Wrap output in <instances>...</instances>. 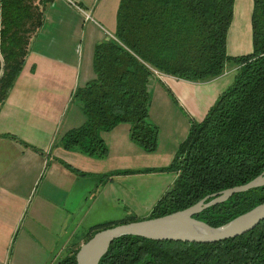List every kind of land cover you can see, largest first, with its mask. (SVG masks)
<instances>
[{
	"label": "trees",
	"instance_id": "1",
	"mask_svg": "<svg viewBox=\"0 0 264 264\" xmlns=\"http://www.w3.org/2000/svg\"><path fill=\"white\" fill-rule=\"evenodd\" d=\"M53 0H0V107L26 60L31 38ZM250 54L231 56L227 36L235 0H120L116 38L96 45L95 77L74 99L85 121L57 138L64 148L103 157L102 131L131 124V136L155 150L159 129L150 119L154 71L194 82L221 76L228 63L238 70L200 121L193 119L170 165L177 177L143 218L96 226L88 234L173 213L214 194L243 185L264 172V0H254ZM264 202V186L233 194L194 217L222 225ZM93 232V233H92ZM72 249L57 264H78ZM99 264H264V220L245 234L215 243L122 236Z\"/></svg>",
	"mask_w": 264,
	"mask_h": 264
},
{
	"label": "crops",
	"instance_id": "2",
	"mask_svg": "<svg viewBox=\"0 0 264 264\" xmlns=\"http://www.w3.org/2000/svg\"><path fill=\"white\" fill-rule=\"evenodd\" d=\"M76 2L90 18L67 0L47 5L23 68L0 107V264L59 261L104 223L97 218L102 207L117 206L122 196V180L107 178L113 170L108 171L103 160L57 142L61 134L84 123L74 93L95 77V47L114 36L117 28L120 0ZM254 6V0H235L227 36L231 56L254 50ZM237 70L236 64L228 63L221 76L205 82L155 72L150 92L157 81L164 82L200 121ZM128 131L130 126L122 123L108 136L128 143ZM182 140L165 147L167 158L175 156ZM175 177L174 173L173 181ZM155 204L139 203L136 210L145 217Z\"/></svg>",
	"mask_w": 264,
	"mask_h": 264
},
{
	"label": "rangeland",
	"instance_id": "3",
	"mask_svg": "<svg viewBox=\"0 0 264 264\" xmlns=\"http://www.w3.org/2000/svg\"><path fill=\"white\" fill-rule=\"evenodd\" d=\"M157 82L159 84H156L151 94L150 107V119L159 129L155 150H148L139 141L132 139L130 123H124L130 126L128 143L121 142L118 139L114 142L108 136L110 130H104L101 133L107 146V153L103 157L95 156V158L103 160L104 162L100 163L108 165V171L113 170L108 172V179L117 177V179H120L119 181L122 180L123 185L122 196H120L117 206L107 204L98 212L97 218L104 223L117 222L128 218H143L144 216L136 210L138 204L148 207L155 204L159 197L164 194L167 185L174 182L175 172L160 171L171 164L177 153L176 151L172 159L167 158L165 147L167 145L170 147L172 141L184 140L188 136L193 119L196 120V118L190 115V110L182 101L179 102L172 96V92L164 82ZM161 94L167 98L168 104H165ZM118 138L121 139L120 135ZM179 146L180 143L177 146L178 149ZM175 174L177 177V173Z\"/></svg>",
	"mask_w": 264,
	"mask_h": 264
},
{
	"label": "water",
	"instance_id": "4",
	"mask_svg": "<svg viewBox=\"0 0 264 264\" xmlns=\"http://www.w3.org/2000/svg\"><path fill=\"white\" fill-rule=\"evenodd\" d=\"M259 186H264V172L246 184L214 194L209 201L204 198L190 207L170 214L120 223L102 229L79 247L76 254L77 262L78 264H99L114 240L126 235L161 241L215 243L245 234L264 220V202L219 226H212L195 218L194 215L226 201L235 193Z\"/></svg>",
	"mask_w": 264,
	"mask_h": 264
},
{
	"label": "built area",
	"instance_id": "5",
	"mask_svg": "<svg viewBox=\"0 0 264 264\" xmlns=\"http://www.w3.org/2000/svg\"><path fill=\"white\" fill-rule=\"evenodd\" d=\"M68 2H70L73 6H75L78 10L82 11L83 13H85V11L82 9V7L76 2V0H67ZM86 14V13H85ZM87 17H91L89 16L88 14H86ZM110 37H113V38H116L115 36H110ZM156 73H160L159 71H155Z\"/></svg>",
	"mask_w": 264,
	"mask_h": 264
}]
</instances>
